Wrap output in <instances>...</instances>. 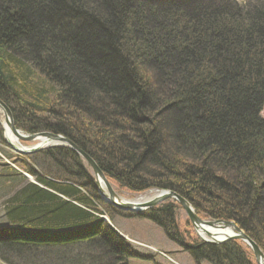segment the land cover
Listing matches in <instances>:
<instances>
[{
	"label": "trees",
	"instance_id": "obj_1",
	"mask_svg": "<svg viewBox=\"0 0 264 264\" xmlns=\"http://www.w3.org/2000/svg\"><path fill=\"white\" fill-rule=\"evenodd\" d=\"M197 1L0 0V98L119 189L173 191L197 214L234 222L264 254V0ZM32 68L50 95L18 83ZM29 159L34 170L21 167L38 185L13 172L25 185L7 213L14 227H0V260L29 264L24 253L91 242L99 255L67 264H125L131 253L100 217L110 206L80 157L58 146ZM170 208L148 218L178 230ZM246 258L229 263L253 264Z\"/></svg>",
	"mask_w": 264,
	"mask_h": 264
},
{
	"label": "bare ground",
	"instance_id": "obj_2",
	"mask_svg": "<svg viewBox=\"0 0 264 264\" xmlns=\"http://www.w3.org/2000/svg\"><path fill=\"white\" fill-rule=\"evenodd\" d=\"M222 3H223V0H215V1L214 0H203L199 4H202L203 6H211L210 8H215V7H218V6L222 5ZM32 70H33L32 73H28V74L23 73L22 74V79L18 77L17 78L18 79V83L22 84L23 86L25 85V86H28V87L41 86L39 88L40 92L43 93V94H46V95H50V93H52L53 90H54L53 85H51L44 78L43 74H41L37 69H35V71H34V69L32 68ZM151 76L155 77L154 74H152ZM237 79L243 80L244 79V75L238 76ZM249 83L245 84L243 82V86L246 87V88H249L250 86L249 87L247 86V85H249ZM251 86H252V84H251ZM13 100H14L13 98H10L8 100V102H4L3 99L0 98V126L3 129V138L9 145L13 146L14 148L16 147L15 146L16 143L19 144L20 141L27 142V143H32V146H29V147H22V146H20L21 148L19 147V149L24 148V149L30 150V149H32L34 147V140L33 141L18 140L15 137V135L13 134V130L14 129H15L14 131L17 133V135L18 136L21 135L22 137L33 136L34 134L40 135L41 133H47V134H53V133L48 132V131H46V132L37 131L36 133H34V125H30V124H34V118H32V117L30 118V115H28L29 113L26 114V115H23L25 113L23 111V109H21V110L20 109H15V111L17 113L15 115H13V110L14 109L12 110V106L14 104H16ZM263 104H264V91L261 94V104H260V111H259L260 118H262L264 120V118L261 117V115H260L261 111H262V108H263ZM5 112L8 115H10V119H9V117L7 116V114ZM6 117H8V122L7 123H6ZM23 119H25V120H23ZM30 121H32V122H30ZM19 124L21 126H27L26 130L28 132L23 130L22 128H18L17 126ZM54 135H58L61 138H65V137H63L62 135H59V134H54ZM68 141L71 142L70 140H68ZM59 146H62V145H59ZM50 147L54 148V147H58V146L57 145H51ZM50 147H47V148H50ZM64 147H66V146H64ZM76 148L79 149L77 146H76ZM44 149H46V148H44ZM44 149H42V150H44ZM70 150H72V149H70ZM39 151H41V150H39ZM72 151L75 152L80 157V159L84 162L85 165L87 164L85 162V160L75 150H72ZM36 152H38V151H36ZM36 152L33 151V152L24 153V155H26V157H25L26 160L29 158V156L33 155ZM30 168H32L34 170V163L30 164ZM5 174H8V172L5 173ZM102 175H103L102 177L95 176L94 174L91 175V177L93 178L95 187H96V191L98 193H99V191H98L99 189H101L104 192L106 191V188H105L106 186H105L104 180L107 181V183H108V180L104 176L103 173H102ZM29 176H30L31 180L34 181L33 184L37 185L38 183L35 181L33 176L30 175V174H29ZM24 177H27V176H24ZM103 178H104V180H103ZM29 183H32V181H29ZM109 186H110V184H109ZM41 188L45 189L42 186H41ZM153 192H156L157 195H155L154 197H152L150 200H147V201H143V200L142 201H140V200H135V201L124 200L117 194H116V198L120 201V203L133 204V205H139V206H143L144 205V207H141V208H144V210L143 209L142 210L145 211V212H149V211H152L155 208H157V204L156 205H152V206H149L148 204L150 202L154 201L161 194L162 195H166L167 193H173L172 196L169 195V196L165 197L162 200L164 203H166V205H169L171 207L170 208L171 211H173V208H175L177 206L182 208V206L180 205V203H179L177 198L183 199L186 203H188L190 205V207H191V210L194 213V216L199 220L200 225H201V227H199V228L195 227L194 224L189 219L188 215L185 213L186 216H187L188 222H189V224H187V226H185V227H191V229H193V231H194V235L188 233V231L186 229H184V230L180 229L181 232L179 230H177L176 228H174V227L170 228L168 231H165L163 228L162 229L164 230L163 231L164 236L167 237L168 239H169L170 235H175L176 238L172 237L173 239L170 238V241L175 242V239H177V242H175L177 245L181 242V245H178V246L180 248H182L184 254H186L187 256L191 257L192 261L194 262V263L192 262V264H213L215 262L219 263V264H228L229 263V258H232L233 254L238 256L243 261H245L247 259L246 258L247 256L250 258V256L247 253L248 251H244V250H245V248H249L250 250L252 248L248 244L244 243L241 240L230 239V237L235 235V232L232 229L224 227L223 224L221 223V222H232V221H223V220H219V219H212V218L205 217V216H202L200 214H197L196 211L194 210L193 206L187 200H185L182 196H180L179 194H177V193H175L173 191H170V190H158V191H153ZM124 193H127L129 195L131 194L130 192H127V191H124ZM133 194L134 195H140V194L142 195L143 193H133ZM99 195H100V193H99ZM58 196L62 197L60 195H58ZM134 197H136V196H134ZM100 199H101L102 202L105 201L104 199H102V197H100ZM107 200L110 201L109 199H107ZM119 201H118V203H119ZM118 211H121L123 213L124 212H128V211L120 210V209H118ZM140 212H142V211H140ZM3 219H4L5 222L9 221L8 214L5 213V215H3V218H1L0 220H3ZM172 220L174 221V219H172ZM106 221L109 223V219H106ZM205 223H214V224L210 225V226H207ZM174 224L176 225L175 221H174ZM106 225L111 230V232H113L116 235L118 234L119 231H117L118 229L115 227V225L114 226L113 225H108V224H106ZM2 227H6V225H3ZM173 230H175L176 232L172 233ZM180 234L183 235L185 239L184 238L182 239V237L179 236ZM207 234L209 236H211V237H209ZM124 237L128 238L127 235H124ZM225 238H228V239L224 240ZM185 241H187V242H185ZM232 241L240 242V244H243L245 246V248L242 247L243 250L236 248L234 245H232L230 243ZM94 244H92L91 242H83V245L77 244V245H73L72 246V245L69 244L68 246H65L66 243L62 242L59 245L61 247H54L55 245L51 246V247H54L56 249V251H55L54 248H51V249L48 248V250L46 252V256L50 257V256H53V255H56L57 259L62 260V258L65 255L64 259H66L68 262H69V260L72 261V262H76V261H78L79 258H82V257L90 256V258H91V256H93V255H91L92 252L93 253L94 252H98L99 249H97V248H98L99 245L97 244V247H95ZM76 246H78V247L82 246V251L80 249L77 253H73V251H71V250H73L72 248L76 247ZM199 247L202 248V251H200V253L194 254L195 251L199 252ZM204 247H210L211 250L210 251H205ZM62 249L64 250V254L61 252ZM87 249L92 251V252H89ZM258 249L260 250L259 247H258ZM57 250H59V251L57 252ZM66 250H68V253H69V257H67V258H66V255L68 253H66ZM150 251L152 253V254H150L151 259H153V257L156 255L157 252L154 249H150ZM53 252H55V254ZM261 253L263 254L262 251H261ZM251 254L253 256V259L252 258L251 259L252 260H256L255 254H254L253 251H251ZM263 256H264V254H263ZM57 259H54V260H57ZM59 260H57V261L59 262ZM127 260H129V259H127ZM57 261H56V263H57ZM79 262L80 261H78L77 263H79ZM171 263H174V262H171ZM253 264H258V263L256 261H254Z\"/></svg>",
	"mask_w": 264,
	"mask_h": 264
},
{
	"label": "rangeland",
	"instance_id": "obj_3",
	"mask_svg": "<svg viewBox=\"0 0 264 264\" xmlns=\"http://www.w3.org/2000/svg\"><path fill=\"white\" fill-rule=\"evenodd\" d=\"M202 1L203 0H199L197 1V3H201ZM246 1L247 0H244L243 2ZM15 108L16 109L18 108L20 110L22 109L19 108L18 105H15ZM260 115L261 117L264 118V104ZM15 146L16 147L14 148L4 140L3 129L0 126V219L3 218V215H5V213L6 214L8 213L9 209L11 208L13 209L16 206L17 201L15 197L17 195V192L22 187V185H25V182L22 181V178L28 182L32 181V184L34 183V181L31 180L29 174L26 173L21 167V165L23 164L26 167L30 168L29 165L33 164L31 162V159L28 158L26 160L25 158L26 155H24L23 152L20 153L17 151V149H19L20 146L29 147L32 146V143L20 141L19 144L16 143ZM86 166L89 168L90 175H92L93 174L92 170L87 164ZM7 172L8 174H5ZM12 172L19 173L22 176V178L16 177L15 173ZM23 175L27 177H24ZM108 183L110 184V187L112 188L113 192L119 195L124 200L147 201L150 200L155 195H157V193L153 192L152 190L146 191L142 195L141 194L134 195L133 193L129 195L127 193H124L122 189H119L113 182L108 180ZM82 193H84V191ZM97 196L99 198L101 197L98 192H97ZM161 204L165 205L166 203L161 201L157 204V207L160 206ZM109 206H110L109 210L111 211L107 212L104 216L102 215L100 217L103 219V221L105 220L106 224L113 226L115 225V227L118 229L117 231L121 233L120 234L118 232L117 236L122 239V241L125 243V245L128 247L131 253V257L127 258L129 260L126 259L123 263L125 264H192L193 261L191 257L184 254L182 248L178 246L181 245V242L177 245L175 242L170 241V237H175V235L170 236L169 239L165 237L163 234L164 231L162 229L163 227L159 226L151 219H149L148 212L142 211L140 213L139 212L133 213L128 211L123 213L121 211H118V209L112 207L111 205ZM175 208H173L171 214H172V219H174L178 230L180 231V229L182 230L186 229L188 233L194 235V231L193 229H191V227H185L187 226V224H189V222L183 208L179 206ZM114 210L115 212H113ZM92 214L97 217L99 216V214L96 213H92ZM136 214H143V215L141 217H137ZM106 219H109V223L106 221ZM3 225H6L5 228L14 227L12 222L10 221L5 222L4 219L0 220V227H2ZM123 234L127 235L128 238L124 237ZM181 234L179 236H181L183 239L184 236ZM79 245H83V243ZM241 245L242 247L245 248L243 244ZM72 249L73 250L71 251H73V253H77L80 249L82 251V246L79 247L76 246L73 247ZM150 249H154L157 252L156 255L153 257L154 260L151 259L150 254L152 253ZM245 250L248 251L247 252L248 255L250 256V258L253 259V256L251 254V251L253 250L252 249L250 250L249 248H245ZM58 251L59 250H57V252ZM88 251L92 252L90 250ZM61 252L64 254L63 249L61 250ZM53 253L55 254V252ZM66 253H68V250H66ZM99 254H100L99 252L91 253V255L94 256ZM24 255H27V263L29 264H67L68 263V261L64 259L65 255L62 258V260L57 259L56 255H54L53 258L52 256H50L47 259L44 258L46 257L45 251H41L37 253L34 251V252L24 253ZM67 257H69V253L66 255V258ZM54 259L59 260V262L57 261L56 263ZM94 261L97 262L96 260ZM254 261L255 260H253V262ZM99 262L100 261L98 260L96 264H100ZM0 264H5V263L0 260Z\"/></svg>",
	"mask_w": 264,
	"mask_h": 264
},
{
	"label": "water",
	"instance_id": "obj_4",
	"mask_svg": "<svg viewBox=\"0 0 264 264\" xmlns=\"http://www.w3.org/2000/svg\"><path fill=\"white\" fill-rule=\"evenodd\" d=\"M3 108V107H2ZM6 113V112H5ZM7 114V113H6ZM7 116L10 119V115L7 114ZM8 117H6V123L8 122ZM15 130V129H14ZM13 130V134L15 135V137L18 140H26V141H33L35 142V145L32 149L27 150V149H17V151L19 152H23V153H28V152H36L39 150H42L44 148L50 147L51 145H62V146H66L69 149L75 150L87 163V165L90 167V169L92 170L93 174L95 176H100L102 177V173L99 170V168L97 167V165L94 163V161L92 159H90L85 153H83L81 150L77 149L75 145H73L71 142H69L67 139L65 138H61L58 135H54V134H47V133H41L40 135L34 134L33 136H29V137H22L21 135L18 136L17 133ZM43 138V139H42ZM104 180V178H103ZM105 183V188L106 191H102L101 189H99V193L102 197V199H104L105 203L111 205L112 207L116 208V209H120V210H125V211H129V212H140L143 211L144 207L143 206H139V205H133V204H125V203H120V201L116 198V194L113 192L112 188L109 186V184L107 183V181L104 180ZM169 195H173V193H167L166 195H159V197H157L154 201L150 202L148 205L152 206V205H156L159 202H161L165 197L169 196ZM107 199H109L110 201H108ZM180 205L182 206L183 210L185 211V213L188 215L189 219L191 220V222L194 224L195 227L199 228L201 227L199 220L194 216L193 211L191 210V207L188 203H186L183 199L177 198ZM119 201V203H118ZM143 209V210H142ZM223 224L224 227L232 229L235 232V235L230 237V239L233 240H241L244 243L248 244L254 254H255V258H256V262L258 264H264V256L261 253V251L258 249V247L233 223V222H221ZM207 226L213 225L214 223H205ZM208 235V234H207ZM209 236V235H208ZM211 237V236H209ZM228 238H225L224 240H227Z\"/></svg>",
	"mask_w": 264,
	"mask_h": 264
}]
</instances>
